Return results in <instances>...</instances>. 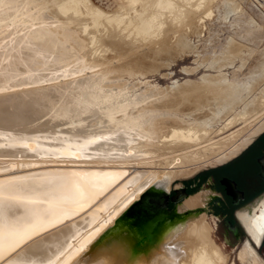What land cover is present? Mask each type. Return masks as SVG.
I'll return each instance as SVG.
<instances>
[{
  "label": "bare ground",
  "instance_id": "6f19581e",
  "mask_svg": "<svg viewBox=\"0 0 264 264\" xmlns=\"http://www.w3.org/2000/svg\"><path fill=\"white\" fill-rule=\"evenodd\" d=\"M116 1L121 4L118 11L107 14L90 0H39L40 5L33 4L31 7H36L35 11L43 12L44 15L35 18L31 16L32 10L26 5L27 2L0 0V166L3 167L2 173L22 171L20 176L0 181V229L12 227L11 213H16L15 220L19 222L17 227L33 216H41L46 222L59 212L55 207L58 200L64 196L79 199L71 188L73 172L55 168L78 166L93 169L87 172L93 176V196L104 195L119 185H122L121 188L133 186L143 176L139 174V177L129 178V174L139 171V168H148V172H144V175H148L129 190L109 213L100 214L98 218L95 213H91L75 220L82 210L94 202L91 203L93 196L87 197L82 210L62 215L55 226H49L24 243L22 246L27 247L14 260L3 263L7 257L4 261L0 260V264H42L48 260L55 264H78L84 256L88 257L87 264H226L225 245L214 241L213 228L206 217L204 206L209 191L190 194L176 204L175 211H172L176 218L164 221L160 229L156 228L153 244L143 249L131 251L133 238L129 239V245L123 239L127 231L120 232L121 240L110 234V231L130 208L132 203L125 207L129 200L137 202L144 193L163 197L174 180L191 177L195 173L193 168L224 154L237 142L243 131L207 143L211 139L209 137L214 135L213 139L227 129H232L254 114L264 101L254 109L242 107V111L232 118L229 116L228 121L221 124L222 128L215 132L198 126H207L215 116L216 119L212 121L218 122V113L225 109L226 101L217 104L212 117L204 120L194 118V123H186L175 116L158 120L153 118L160 114L161 108H168L166 103L179 100V92L178 95L173 94L165 106L148 102L147 92L139 97H129L126 84L117 80L119 77L95 72L96 69H104L109 61L117 60V55L116 59L112 56V60H107L108 55L102 54H107L111 42L113 51L115 40L118 42L117 37L121 40H128L131 35L154 37L153 34L161 30L165 18L163 14L158 15L157 11L146 14L150 8L160 12L162 9L169 10L173 13L167 16L171 23L179 19L182 21L181 16L191 17V22H199L202 18L199 10L205 5L203 3L208 2ZM57 12L69 20L59 17ZM203 13L206 14V11ZM195 23H190L191 27ZM36 24L41 31L32 33ZM107 25L113 29H108ZM202 25H196L197 31ZM103 29L106 34H103ZM48 31L50 37L45 34ZM120 38L119 47L122 45ZM60 44L65 47L63 50L67 51L66 55L69 52L67 58L72 55L80 58L79 69L51 61L52 51ZM136 46L133 45L135 49ZM131 49H134L132 45ZM130 71L129 75L133 73ZM217 79L219 77L204 78L206 86L189 87L183 91L179 89L180 94L191 93L190 99L183 98L193 103L201 96L199 101L203 102L206 94L214 96L222 92L223 85L227 86L219 84L221 81ZM147 115L157 122L151 123L150 118H145ZM204 143L207 144L202 146ZM198 145L201 147L191 149ZM179 169H183V172L176 171ZM115 195V192L110 194L100 206H108ZM31 197L45 203L28 204L26 201ZM253 207L254 204L248 205L241 214L251 212ZM108 234L110 238L102 242ZM239 261L241 264H264L249 248L239 253Z\"/></svg>",
  "mask_w": 264,
  "mask_h": 264
},
{
  "label": "rangeland",
  "instance_id": "374dc122",
  "mask_svg": "<svg viewBox=\"0 0 264 264\" xmlns=\"http://www.w3.org/2000/svg\"><path fill=\"white\" fill-rule=\"evenodd\" d=\"M41 1L43 2L46 0ZM90 1L94 6L107 14L117 12L121 6V4L116 0ZM193 1L195 2L197 0H192L190 1V3L192 2L193 4H196V2L194 3ZM172 2L174 1L172 0ZM205 2L208 3H203L205 5H202V13L199 10V16L200 18L202 16V20H198L200 23L197 22V20L195 21L198 25L203 24L202 27L200 26V31H197V24L195 22H191V17L186 18L184 16H181L183 22L178 18L180 20V24L179 20H176L178 22L171 23L170 18H168L167 16L173 15V13L171 14L169 10L162 9L160 12V10L150 8L145 12L146 14L147 12L157 11L156 13L158 15H164L163 17L165 19L164 24L161 25L162 27L160 26L161 30L158 29L159 31L156 32V34H153L154 37H150V35L145 36V38L147 37L146 39L142 37L140 38L139 36L136 37V35H131L128 40H126V38H122L121 40L120 37H117L118 42L120 38L121 44H125L124 46L121 45V48L119 47L120 43L117 42V39L114 42L117 50H119V48L120 51L123 49V52L121 51L122 54H120V51L116 50V47H113V51L115 52L116 50V52L113 54L111 44L112 46L114 45L113 42H111L110 45H108L110 46V49L107 51V54H102V52L100 54L104 56L108 55L107 60H112V56L114 59H116L115 56L117 55V60L109 61V64L104 69H96L95 72H101L104 76L115 78L119 77L117 80L126 84V91L128 92L129 97H139L140 95L147 92L146 94H148V96L146 100L148 102H152L153 104L155 103L156 105L159 104V106L160 104L161 106H163L165 102L169 101L168 99L173 96V94H177L179 92L178 99L180 100L181 97L180 102L179 100H174L175 103H173L174 101H171L172 104L171 102L166 103L168 108H161L159 112L160 114L153 117L156 120L162 117L175 116L177 117V119H180L186 123H194L198 118H201V120L209 119V117H212V114H215L217 104L226 101L225 109L218 113V122L212 121L216 119L217 116H215V118L209 120V124L207 126H198L199 128L204 127L209 132H215L222 128L220 127L221 124L224 125V121H228L229 116H231L232 118L237 112L242 111V107L254 109L255 107H257L258 103H260L262 100L264 101V0H205ZM25 3L30 7L33 4L34 6L35 4L40 5L39 0H23V4ZM34 6L33 8L31 7V16L35 18H41L44 13L35 11L36 7L34 8ZM203 10L206 11V14L203 13ZM207 12H209V16L207 15ZM204 14L207 18L203 16ZM57 15L63 19L69 20L67 19L68 17L60 15L59 13ZM54 16H56V14ZM190 23H195L196 25L191 27L192 24L190 25ZM37 27V24L33 26V28L35 29L32 30V33L41 31V28ZM107 28L110 29L111 26L107 25ZM105 29H103V34H106L104 31ZM177 33L179 34V36ZM45 34L50 37L51 33L48 31L45 32ZM128 35L129 34L126 33L125 36L128 37ZM143 39H145V41H143ZM160 43L166 44H161L160 46ZM141 44L143 47L141 46ZM131 45L132 48H134L133 51L131 49ZM133 45L141 47L136 46L135 49ZM235 47L237 49V53L236 49H232ZM63 49H65V47L63 48L61 44L57 45L54 48V51H52L54 53L52 55L51 61H55V63L59 62V64L62 63V65H65L64 67L68 66L72 67V69H79L80 58L74 55L67 58L69 52L66 55L67 51H64ZM98 55L99 51L97 52V56ZM120 55L121 57H124L121 59ZM91 60L93 59L91 58ZM220 63H222V66H219ZM130 70H132L133 73L129 75V73L131 72ZM212 77H219V80L217 79V81H221L219 82V84L227 85L225 87L223 85V90L221 93H217L214 96H209L210 94H206L203 102L199 101V99H201V96H198L196 102L194 103L193 101L188 100V102L186 100V98L188 97L190 99L191 93L189 94L188 92L187 94V92H182V94H180L179 89L183 91V89L187 90L198 86H206L207 81L204 80V78ZM178 102L179 106L177 105ZM183 103L186 104L184 105ZM246 103L248 104L246 105ZM172 106L176 107L172 108ZM150 117L152 116L147 115L145 118ZM153 118H150L151 123L157 122L156 120L153 121ZM227 130L224 131L225 133L222 132L220 135H218L219 137L217 136L213 139L212 136L214 135H212L211 137H209V139L211 138V141L209 140L207 143L217 141L239 130H242L243 134L239 136L237 142L231 148H228L224 154L219 157L217 156L209 160L208 162L202 163L201 166L193 168L192 170L195 171V173L191 177L183 178L181 180H174L171 183L168 192L170 191V189H180L181 187H187L189 185L191 186V188L187 190L188 195L209 191L210 184L207 176L213 171V168L233 159L242 150H244L259 134L264 131V104L247 119L239 122L237 125L233 126L232 129L230 128ZM206 144L204 143L201 145L204 146ZM199 147L201 146H194L191 149H196ZM73 168L68 167V169H55L58 171H71L73 173H87L93 170L87 168L84 169V167L78 168V166H74ZM1 169H3L2 166H0V181L20 176L22 173V171L2 173L3 171H1ZM139 169L140 170H136L135 173H130L131 169H129V178H134L135 176L139 177L140 174L143 176L139 180L140 182L144 178V176L146 177L148 175V173L144 175V172H148V168L147 170L142 168ZM182 170L183 169H179L176 171L181 172ZM139 182H136L133 186L131 185L129 187H126L125 185L123 188H121L122 185H119L112 188L113 190H108L104 195L99 194L93 196L94 198L92 199L91 203L93 201L94 202L90 206L91 208L88 207L84 210H82L81 208L80 210L82 211L79 213L78 218H76L75 220L83 219L91 213H95L96 218H98L100 214L109 213L110 210L112 211L116 207V205L127 195L128 191L133 189ZM113 192H115L116 195L112 202L108 206H100L103 200H105ZM159 197L161 196L152 194H149L147 196L142 195L137 201H141V199L144 198V201L151 200L157 202ZM207 201L205 202L204 206L206 217L210 226L213 228L214 241L219 245H225L224 253L227 256L226 264H241L239 261V253L246 248H249L246 244L247 239L244 238L242 240V237L240 235L232 239L227 231V227L223 225L220 218L217 216H212V213L208 211L209 208L206 206ZM135 202L136 201H134L133 203ZM133 203L131 205H133ZM131 205L129 207H132ZM174 208L175 205L172 207V211L174 210ZM129 209L130 208H128L127 210L128 213L126 211L127 214L124 213L122 216L124 217V220L127 221H131L134 215L132 211L129 212ZM169 215L170 216H167L166 218L164 216H157L154 226L160 229L161 225L165 224L164 221H171L172 219L176 218L175 214ZM216 219H219L220 222H217ZM143 226H145V224ZM125 231L129 233V230ZM130 232L132 234V230H130ZM128 233H124V242L129 241V245V239L132 236ZM110 234L114 235V237L116 238L119 233L117 229L113 228L110 231ZM110 234H108L106 237H103L104 241L102 242L105 243L107 238H110ZM225 237L228 240L227 243H225ZM26 247L27 245L19 248V251H17L14 255L8 257L9 259H4L5 262L3 263L14 260L16 256L21 253ZM250 250L252 251V249ZM256 252L259 258L264 261V245H262L260 249H256Z\"/></svg>",
  "mask_w": 264,
  "mask_h": 264
},
{
  "label": "flooded vegetation",
  "instance_id": "af4514ba",
  "mask_svg": "<svg viewBox=\"0 0 264 264\" xmlns=\"http://www.w3.org/2000/svg\"><path fill=\"white\" fill-rule=\"evenodd\" d=\"M207 178L210 184L208 211L220 218L232 239L239 235L242 240L246 238L248 247L258 255L256 249L264 245V131L233 159L214 167ZM189 188L190 185L170 189L158 198L156 212L165 217L173 214L174 204L169 203L170 198L175 197L176 202ZM141 200L144 202V198ZM253 204L251 212L241 214Z\"/></svg>",
  "mask_w": 264,
  "mask_h": 264
},
{
  "label": "snow or ice",
  "instance_id": "6c2138e0",
  "mask_svg": "<svg viewBox=\"0 0 264 264\" xmlns=\"http://www.w3.org/2000/svg\"><path fill=\"white\" fill-rule=\"evenodd\" d=\"M23 146L28 147V145ZM72 175L74 180L71 188L74 189L79 199L64 196L58 200L55 207L59 210V212L55 216L48 218L46 222L41 216H33L25 221L22 226L17 227L19 222L15 220L16 213H11L13 216L12 227L9 229H0V260H4L11 256L24 243L32 239L34 235H38L40 232L45 231L49 226H55L62 215L70 214L83 208V201L85 198L94 195L95 185L93 183V176L89 173H73ZM143 195L147 196L149 193H144ZM26 202L32 205H43L45 203V201L39 200L35 197L28 198ZM131 203H133V200H129L125 207ZM8 211L11 212L10 209ZM62 254L63 253H60V255ZM87 259V256L81 257L78 264H87ZM42 264H55V262L48 260L46 262H42Z\"/></svg>",
  "mask_w": 264,
  "mask_h": 264
},
{
  "label": "water",
  "instance_id": "95a60500",
  "mask_svg": "<svg viewBox=\"0 0 264 264\" xmlns=\"http://www.w3.org/2000/svg\"><path fill=\"white\" fill-rule=\"evenodd\" d=\"M187 196L188 195L185 193L181 194L176 202L173 201L175 197H172L170 198L169 203L176 205ZM158 204L159 203L155 201H137L129 209V212L132 211V213L134 214L131 221L124 220V217H120L116 221L115 229H117L119 233L116 237H118L119 240H121L120 232H125V230H129V235H131L132 237L134 236V245L130 248L131 251L134 252L141 248L143 249L147 245L150 246L153 244L154 239L156 238L153 235L156 230V226H154L156 217L163 216L162 213L156 212V206ZM144 224L145 226H143ZM130 230H132L133 235L131 234ZM125 243L128 245L127 241H125Z\"/></svg>",
  "mask_w": 264,
  "mask_h": 264
}]
</instances>
